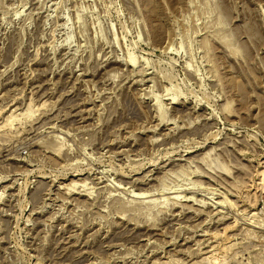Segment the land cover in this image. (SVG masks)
Returning <instances> with one entry per match:
<instances>
[{
	"label": "rangeland",
	"instance_id": "1",
	"mask_svg": "<svg viewBox=\"0 0 264 264\" xmlns=\"http://www.w3.org/2000/svg\"><path fill=\"white\" fill-rule=\"evenodd\" d=\"M262 173L264 0H0V264H264Z\"/></svg>",
	"mask_w": 264,
	"mask_h": 264
},
{
	"label": "bare ground",
	"instance_id": "2",
	"mask_svg": "<svg viewBox=\"0 0 264 264\" xmlns=\"http://www.w3.org/2000/svg\"><path fill=\"white\" fill-rule=\"evenodd\" d=\"M131 61L134 62L132 59H131ZM262 176H264L263 173H262ZM263 179H264V178H263ZM263 179H262V180H263ZM262 180H261V181H262ZM261 183H262V182H261ZM261 187H262V186H261ZM191 199H192V198H191ZM233 257H235V256H233Z\"/></svg>",
	"mask_w": 264,
	"mask_h": 264
}]
</instances>
